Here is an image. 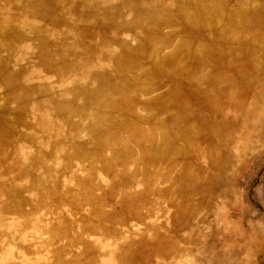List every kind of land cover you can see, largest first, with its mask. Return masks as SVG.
<instances>
[{"label": "rangeland", "instance_id": "obj_1", "mask_svg": "<svg viewBox=\"0 0 264 264\" xmlns=\"http://www.w3.org/2000/svg\"><path fill=\"white\" fill-rule=\"evenodd\" d=\"M0 264H264V0H0Z\"/></svg>", "mask_w": 264, "mask_h": 264}]
</instances>
